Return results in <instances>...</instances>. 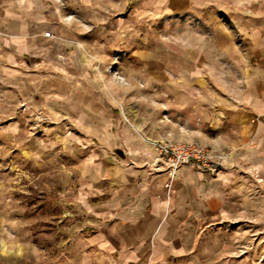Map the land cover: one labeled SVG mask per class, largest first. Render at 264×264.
I'll list each match as a JSON object with an SVG mask.
<instances>
[{"label": "crops", "instance_id": "obj_1", "mask_svg": "<svg viewBox=\"0 0 264 264\" xmlns=\"http://www.w3.org/2000/svg\"><path fill=\"white\" fill-rule=\"evenodd\" d=\"M130 58L182 87L240 89L185 116V143L227 154L217 173L167 176L156 143L183 134L115 80ZM25 178L47 186L42 220ZM263 234L264 0H0V264H264Z\"/></svg>", "mask_w": 264, "mask_h": 264}, {"label": "rangeland", "instance_id": "obj_2", "mask_svg": "<svg viewBox=\"0 0 264 264\" xmlns=\"http://www.w3.org/2000/svg\"><path fill=\"white\" fill-rule=\"evenodd\" d=\"M122 63V62H121ZM126 65V64H125ZM138 65L139 62L137 61L136 58H130V62H129V67L128 69L125 71L124 74H114L115 80L120 81V82H124L126 81H130L131 82V89L129 90L131 93V98H137L138 96L141 97V102L142 104H146L147 105V112L154 114L155 112V101H159V103L162 101L163 105V110L164 112H168L170 114V116H172L175 120H173L174 122H172L169 118V120L165 119L167 116H164V120H166L167 124H178V125H173L172 130L173 132H178L179 134H183V137H179V139L177 140L176 138H168L170 140L171 143H185L187 139H189V136L187 135L188 132L186 130L187 124L190 125V122H187L185 120V116L186 114H188V109H190L191 105L194 103L198 104L199 103H203L204 99H208L210 94L208 93V91H211V98L214 97H218L221 93L224 94L221 96H226L227 99H231L232 97H236V94H238L240 92V89H236L235 87L231 86L230 88L227 89H212V90H203V89H192V88H186V87H182V81H186L188 80V78H185V74H156V73H140L138 72ZM127 66V65H126ZM115 68H113L114 70ZM169 75H174L173 80L174 81H178L179 82V86L178 87H172L169 83L170 78ZM222 75V74H220ZM226 76V80L227 81H241L242 80V74L241 73H237L234 71V67L233 66H228V72L227 74H225ZM211 80H219V73L216 74H212V78ZM134 83H136V87H133ZM145 83V85H143ZM163 85V88L160 87ZM162 99V100H161ZM196 106V105H195ZM183 117V119H182ZM199 127V129L196 131H201V132H214L211 134H215V132H217L216 130H218V128H214L209 126L208 123H203V121H197L195 122V128ZM196 136V135H195ZM195 143V141H194ZM197 143V142H196ZM209 149L215 150L218 154H221L223 156H227V154H223V152H221L219 147H211V146H206ZM31 177H34L35 174H30ZM57 176L58 174H56L55 172H51V180L54 181V183H57ZM36 178V176H35ZM6 181H8V183L11 184V176L8 175V177L6 178ZM9 187H12L11 185H9ZM8 187V188H9ZM50 187V192L51 194L53 193H57L58 192V185L57 184H51L49 185ZM17 191V188H15ZM19 192L20 193H25V194H29V195H33L30 196L28 198H26L23 202L28 204L30 206L29 209L30 210V215L34 216H29V218L31 219H39L42 220V208H37V204L41 205L42 204V197L41 195L43 193H45L46 191H48L47 186H44L40 183H33V181H31L28 178H25L24 180V184H21L19 187ZM11 189H9L8 191H10ZM12 191V190H11ZM45 203H50L51 205H53L54 203H56L53 200V197H51L50 201H45ZM33 206V207H32ZM33 209H35V211L32 213ZM68 209H69V204H68ZM39 214V216H37ZM58 215V209L57 207H52L51 208V224L53 225L56 222V217ZM46 217V216H45ZM69 217H68V225H69ZM264 239V234L262 236V238H258L256 240V238H254V241H262Z\"/></svg>", "mask_w": 264, "mask_h": 264}, {"label": "built area", "instance_id": "obj_3", "mask_svg": "<svg viewBox=\"0 0 264 264\" xmlns=\"http://www.w3.org/2000/svg\"><path fill=\"white\" fill-rule=\"evenodd\" d=\"M157 162L164 166L169 178H173L182 166L193 163L199 169L209 174L217 173L224 161V156L215 150L201 147L197 143H171L162 141L156 143ZM169 186V185H168ZM262 252L264 254V239Z\"/></svg>", "mask_w": 264, "mask_h": 264}]
</instances>
